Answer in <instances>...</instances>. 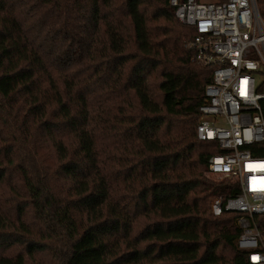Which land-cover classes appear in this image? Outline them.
Returning <instances> with one entry per match:
<instances>
[{
  "label": "trees",
  "instance_id": "trees-1",
  "mask_svg": "<svg viewBox=\"0 0 264 264\" xmlns=\"http://www.w3.org/2000/svg\"><path fill=\"white\" fill-rule=\"evenodd\" d=\"M192 34L168 0H0V264H248Z\"/></svg>",
  "mask_w": 264,
  "mask_h": 264
},
{
  "label": "built area",
  "instance_id": "built-area-1",
  "mask_svg": "<svg viewBox=\"0 0 264 264\" xmlns=\"http://www.w3.org/2000/svg\"><path fill=\"white\" fill-rule=\"evenodd\" d=\"M168 3L175 19L193 29L192 59L213 67L195 136L219 151L208 156L206 175L228 180L234 192L214 196L210 212L233 213L237 250L248 264H264V230L255 222L264 215V0Z\"/></svg>",
  "mask_w": 264,
  "mask_h": 264
},
{
  "label": "rangeland",
  "instance_id": "rangeland-1",
  "mask_svg": "<svg viewBox=\"0 0 264 264\" xmlns=\"http://www.w3.org/2000/svg\"><path fill=\"white\" fill-rule=\"evenodd\" d=\"M200 2H203V3H207V2H214V1H221V0H198ZM257 79H255L256 81Z\"/></svg>",
  "mask_w": 264,
  "mask_h": 264
}]
</instances>
